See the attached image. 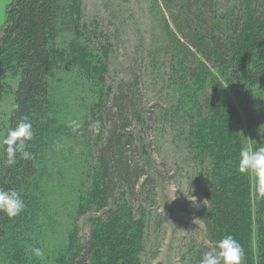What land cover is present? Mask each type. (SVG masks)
Wrapping results in <instances>:
<instances>
[{
    "label": "rangeland",
    "instance_id": "rangeland-1",
    "mask_svg": "<svg viewBox=\"0 0 264 264\" xmlns=\"http://www.w3.org/2000/svg\"><path fill=\"white\" fill-rule=\"evenodd\" d=\"M74 3L76 22L72 31L57 32L54 37L48 82L58 121L69 126L77 120L82 127L74 137L56 139L54 145L63 147L50 148L34 179L39 204L29 217L30 231L26 230L29 261L40 258L32 254L35 247L44 252L40 259L45 260L54 247L84 244L90 227L97 223L95 218L116 208L136 234L131 264H199L202 247L210 242L204 213L189 203L205 202L202 183L212 167L211 151L217 144L232 141L236 168L239 151L255 149L241 97L217 69L210 70L216 79L206 77L202 66L192 79L183 73L182 62L161 46V42L167 43L168 34L161 30V16L151 0ZM131 68L141 73L138 108L154 110V127L148 135L151 143L146 144L150 155H144L143 160L157 184L151 191H144L140 199L129 200L125 195L118 207L110 200L97 209L95 194L100 197L103 189L96 149L106 135L102 109L117 81ZM18 79V71L6 72L0 78V140ZM95 121L102 124L98 135L92 132ZM209 136L216 141L210 140L207 147L203 138ZM236 137L242 139L241 149L240 142L233 139ZM186 138L192 139L187 143ZM248 175L254 195L255 177ZM233 178L239 177L233 174ZM248 205L243 202L247 214ZM257 207L252 196L253 220ZM250 246L254 252L255 231ZM102 260L109 261L107 253L98 250L91 264H101Z\"/></svg>",
    "mask_w": 264,
    "mask_h": 264
},
{
    "label": "trees",
    "instance_id": "trees-1",
    "mask_svg": "<svg viewBox=\"0 0 264 264\" xmlns=\"http://www.w3.org/2000/svg\"><path fill=\"white\" fill-rule=\"evenodd\" d=\"M151 1L161 16V30L164 28L168 34L167 43L161 42V46L182 62L183 73L187 72L190 79L197 76L200 66L206 77L216 79L210 70L217 69L231 90L241 97L255 148L264 147V0ZM75 15L74 0H11L6 6L0 29V78L6 72L18 71L19 79L12 91L13 107L2 138L23 117L32 123L35 135L29 146L33 159L17 157V164L11 167L3 163L1 143L0 186L17 188L26 208L12 219L0 213V264H91L98 250H105L109 260H102L101 264H131L136 234L126 224L127 218L124 220L116 213V208L95 218L97 223L90 227L84 244L64 243L52 248L45 260L29 261L26 230L30 231L29 217L35 204H39L34 179L56 139L77 135L58 121L48 82L54 60V37L57 32L72 31ZM140 86L141 73L129 69L103 106L106 135L96 149L103 194H95L97 209L110 200L112 206L118 207L125 195L129 200L140 199L144 191L156 187L157 182L143 160L144 155H150L146 144L151 143L148 135L154 127V110L138 108L142 98ZM190 139L186 138L187 143ZM203 139L207 147L210 140H215L213 136ZM233 139L240 142L241 149L242 139ZM222 143L210 154L214 155L210 156L212 167L202 183L205 202L189 203L200 207L205 215L203 222L210 245H203L202 255L223 236L232 235L244 248L243 264H264V198L259 197L264 180L253 178V195L249 175H242L235 168L232 141ZM233 174L239 178L231 179ZM252 196L254 205H258L254 220L250 215ZM243 202L250 203L248 214ZM254 231L256 246L252 252Z\"/></svg>",
    "mask_w": 264,
    "mask_h": 264
},
{
    "label": "clouds",
    "instance_id": "clouds-1",
    "mask_svg": "<svg viewBox=\"0 0 264 264\" xmlns=\"http://www.w3.org/2000/svg\"><path fill=\"white\" fill-rule=\"evenodd\" d=\"M73 133H79L81 122L73 120L69 123ZM102 124L95 121L92 126L94 134H100ZM34 129L27 117L21 118L15 127L9 128L7 134L0 140L4 146V165L11 167L17 164V157L21 160H32L33 153L29 151L30 142L34 139ZM56 149L63 147L56 143ZM238 171L242 174L251 173L257 180H264V147L254 150L242 148L239 153ZM259 197L264 198V190L259 192ZM26 208V203L21 192L15 187L0 186V213L9 219L19 216ZM36 257L42 258L44 252L38 248H32ZM245 251L242 244L232 235H225L218 240L208 251L203 253L199 264H243Z\"/></svg>",
    "mask_w": 264,
    "mask_h": 264
},
{
    "label": "crops",
    "instance_id": "crops-1",
    "mask_svg": "<svg viewBox=\"0 0 264 264\" xmlns=\"http://www.w3.org/2000/svg\"><path fill=\"white\" fill-rule=\"evenodd\" d=\"M11 0H0V29L2 28L5 21L6 6Z\"/></svg>",
    "mask_w": 264,
    "mask_h": 264
}]
</instances>
